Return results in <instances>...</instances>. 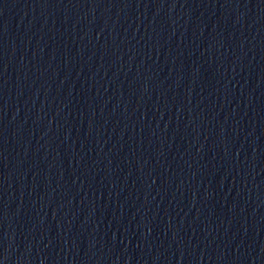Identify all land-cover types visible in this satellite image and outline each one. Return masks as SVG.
<instances>
[{
  "label": "water",
  "instance_id": "95a60500",
  "mask_svg": "<svg viewBox=\"0 0 264 264\" xmlns=\"http://www.w3.org/2000/svg\"><path fill=\"white\" fill-rule=\"evenodd\" d=\"M2 264H264V0H0Z\"/></svg>",
  "mask_w": 264,
  "mask_h": 264
},
{
  "label": "snow or ice",
  "instance_id": "6c2138e0",
  "mask_svg": "<svg viewBox=\"0 0 264 264\" xmlns=\"http://www.w3.org/2000/svg\"><path fill=\"white\" fill-rule=\"evenodd\" d=\"M0 264H2V261H0Z\"/></svg>",
  "mask_w": 264,
  "mask_h": 264
}]
</instances>
